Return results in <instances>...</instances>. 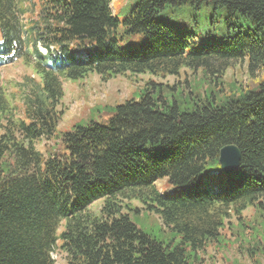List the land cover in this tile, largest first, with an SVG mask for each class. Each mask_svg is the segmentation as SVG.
<instances>
[{
    "label": "trees",
    "instance_id": "1",
    "mask_svg": "<svg viewBox=\"0 0 264 264\" xmlns=\"http://www.w3.org/2000/svg\"><path fill=\"white\" fill-rule=\"evenodd\" d=\"M189 4L226 9L239 32L183 33L174 20ZM21 5L0 0V67L23 60L33 70L14 107L0 77V264H55L59 242L66 264H191L234 215L252 206L264 217V78L221 106L186 110L159 103L150 80L139 99L90 112L110 118L57 134L63 79L167 78L183 69L221 79L246 58L249 73L261 75L264 0H140L123 21L112 0H40L30 12ZM125 37L139 39L123 48ZM44 140L56 146L46 155L36 147ZM230 145L241 160L226 173L219 156ZM163 179L170 195L157 186ZM135 200L159 217L169 241L133 222Z\"/></svg>",
    "mask_w": 264,
    "mask_h": 264
},
{
    "label": "rangeland",
    "instance_id": "2",
    "mask_svg": "<svg viewBox=\"0 0 264 264\" xmlns=\"http://www.w3.org/2000/svg\"><path fill=\"white\" fill-rule=\"evenodd\" d=\"M139 1L112 0V10L123 21ZM38 2L40 0H21V6L30 12L33 11V4H38ZM33 17L35 13L27 14L25 23ZM228 18L226 9L204 8L195 11L189 4L177 14L174 24L178 25L183 33L190 30L199 37L202 32L207 34L209 31H215L221 38L230 33L234 35L240 30L230 27V23L227 22ZM198 25L200 29L197 28ZM120 29L122 30V26ZM138 39L125 37L120 44L123 48L132 47L133 42ZM40 50L46 51L44 47ZM27 76H33V70L23 60L0 67L1 85L13 107L20 105L21 88L19 86ZM263 78L264 73L257 76L249 73L248 58H246L244 61L233 64L221 79L189 69H183L179 76H168L167 78L153 77L150 74L126 75L104 82L99 75L90 74L85 79L75 81L63 79L65 98L61 109L65 110V114L59 122L57 134L73 131L77 124H85L90 119L104 121L110 118L113 113L106 110L94 115L90 112L95 107L103 108L108 105L116 107L127 99H139L142 90L152 87L146 85L150 80L157 84L152 94L157 99L160 98L159 103L165 101L173 105L177 102L182 110H186L194 109L197 103L202 105L210 102L221 106L233 97H240L247 90H256ZM16 115L20 116L19 112L16 111ZM54 144V140H44L38 142L36 147L46 155L47 150L56 148ZM157 186L162 193L170 195L172 190L166 179L160 180ZM129 204L133 206L130 212L132 220L140 229L165 242L169 241L171 236L162 231L163 226L157 215L143 210L141 203L136 200ZM102 205V201L97 202L92 207V211L99 212ZM137 208L141 210V213H136ZM242 214L241 219L234 215L230 221H227L225 228L221 230L219 241L210 243L203 252L198 254L199 260L191 264H264V217H261L257 208L252 206ZM241 224L243 227H240ZM63 230L64 223L61 224L58 234ZM60 245L61 242L52 253V258L55 264H66V253Z\"/></svg>",
    "mask_w": 264,
    "mask_h": 264
},
{
    "label": "water",
    "instance_id": "3",
    "mask_svg": "<svg viewBox=\"0 0 264 264\" xmlns=\"http://www.w3.org/2000/svg\"><path fill=\"white\" fill-rule=\"evenodd\" d=\"M241 152L237 146L224 147L219 156L221 168L226 173L235 172L240 165Z\"/></svg>",
    "mask_w": 264,
    "mask_h": 264
}]
</instances>
